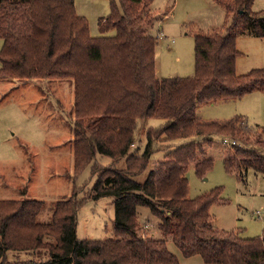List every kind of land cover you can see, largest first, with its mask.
Instances as JSON below:
<instances>
[{
    "label": "trees",
    "instance_id": "1",
    "mask_svg": "<svg viewBox=\"0 0 264 264\" xmlns=\"http://www.w3.org/2000/svg\"><path fill=\"white\" fill-rule=\"evenodd\" d=\"M108 1L98 30L114 35L92 37L74 0H0V79L71 83L74 174L90 165L96 179L88 199L111 198L114 211L112 236L77 239L84 201L75 195L53 202L47 221L39 220L41 200L0 199V264H178L168 240L183 257L199 255L205 264H264V230L242 238L214 228L209 208L221 200L222 188L188 198L185 176L190 165L199 177L211 168L202 144L215 137L250 142L240 117L224 125L201 123L196 109L264 93V69L235 72L236 39L264 36V10L252 11L254 0L222 2L232 19L221 31L194 35V74L158 78L157 37L135 14L144 0ZM153 119L160 123L149 125ZM142 122L140 150L134 145ZM253 138L258 151L236 146L224 157L227 173L243 179L251 168L264 176V139L259 133ZM159 152L163 156L152 160ZM98 157L109 165H99ZM142 208L157 219V236L140 226ZM9 252L27 257L10 260Z\"/></svg>",
    "mask_w": 264,
    "mask_h": 264
},
{
    "label": "rangeland",
    "instance_id": "2",
    "mask_svg": "<svg viewBox=\"0 0 264 264\" xmlns=\"http://www.w3.org/2000/svg\"><path fill=\"white\" fill-rule=\"evenodd\" d=\"M226 1L231 0L143 1L135 14L148 23L146 29L157 37L154 58L158 78L191 77L194 74L193 37L199 33L221 31L226 21H231V14L228 15L222 3ZM74 9L87 21L90 36L114 35V31L100 33L98 30V21L109 13L108 0H74ZM251 10H264V0H254ZM236 49L240 53L235 60L238 75L252 69H264V36L241 34L236 39ZM72 109V85L68 80L0 79V199L41 200L44 210L39 220L47 221L53 202L75 195L79 201H84L77 214L76 238L110 237L114 216L112 199H88L96 179L90 165L78 176L74 174ZM196 116L202 121L217 123L240 117L250 142L241 144L234 139V146H226L221 139L230 137L221 135L210 144H202L204 154L213 160L212 166L202 177L195 174L193 165L187 168V197L194 198L221 187V200L209 208L211 225L242 238L259 236L264 230V176L250 168L240 179L225 171L223 159L231 156L236 146L250 152L258 151L253 145V135L259 133L264 139V93L252 92L238 100L200 105ZM147 123L157 125L160 121L153 119ZM147 123H141L135 140L134 147L140 150L145 144ZM179 144L156 145L164 149ZM162 156L163 153H156L152 160ZM96 161L103 167L110 163L105 157H98ZM138 211L142 229L147 230L148 236H157V219L145 208ZM166 245L178 259V264H205L199 255L183 257L170 240ZM7 254L10 260L21 255ZM20 257L25 259L27 256Z\"/></svg>",
    "mask_w": 264,
    "mask_h": 264
},
{
    "label": "built area",
    "instance_id": "3",
    "mask_svg": "<svg viewBox=\"0 0 264 264\" xmlns=\"http://www.w3.org/2000/svg\"><path fill=\"white\" fill-rule=\"evenodd\" d=\"M221 143L226 146H234L236 144V141L231 138H222Z\"/></svg>",
    "mask_w": 264,
    "mask_h": 264
},
{
    "label": "crops",
    "instance_id": "4",
    "mask_svg": "<svg viewBox=\"0 0 264 264\" xmlns=\"http://www.w3.org/2000/svg\"><path fill=\"white\" fill-rule=\"evenodd\" d=\"M197 119H198V121L199 122H201V123H209V122H207V121H202L200 118H198L197 117ZM217 123V122H216ZM227 122H219L218 124H220V125H224V124H226ZM179 143V142H178ZM143 214V213H142ZM146 222V221H145ZM143 223H144V221H143ZM147 225H148V223H147ZM144 227H146V225H144ZM148 229V228H147Z\"/></svg>",
    "mask_w": 264,
    "mask_h": 264
}]
</instances>
